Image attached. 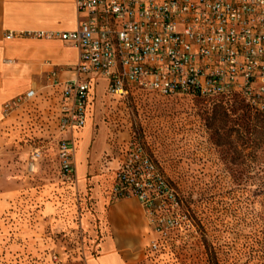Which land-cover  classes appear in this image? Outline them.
I'll return each mask as SVG.
<instances>
[{
	"label": "rangeland",
	"instance_id": "rangeland-1",
	"mask_svg": "<svg viewBox=\"0 0 264 264\" xmlns=\"http://www.w3.org/2000/svg\"><path fill=\"white\" fill-rule=\"evenodd\" d=\"M102 80H94L86 113L88 152L98 141L99 157L87 159L84 193L60 174L59 141L70 135L59 132L56 84L7 113L2 106L0 264H85L121 200L143 211L123 242L126 264H214L215 256L218 264H258L264 113L237 95L165 97L128 86L114 95ZM83 128L74 134V156ZM134 155L161 182L146 190L155 198L149 208L130 194L112 199L116 175Z\"/></svg>",
	"mask_w": 264,
	"mask_h": 264
},
{
	"label": "built area",
	"instance_id": "built-area-1",
	"mask_svg": "<svg viewBox=\"0 0 264 264\" xmlns=\"http://www.w3.org/2000/svg\"><path fill=\"white\" fill-rule=\"evenodd\" d=\"M75 6L76 30L29 33L78 51L76 78L60 84L59 132L70 135L58 145L63 180L75 178L74 134L85 126L98 78L114 95L125 93L126 86L165 97L237 95L264 113V0H75ZM34 96L30 90L3 110ZM134 156L131 168L117 173L112 199L130 194L149 208L155 198L146 190L161 182L147 159ZM157 250L152 243L150 252Z\"/></svg>",
	"mask_w": 264,
	"mask_h": 264
},
{
	"label": "crops",
	"instance_id": "crops-1",
	"mask_svg": "<svg viewBox=\"0 0 264 264\" xmlns=\"http://www.w3.org/2000/svg\"><path fill=\"white\" fill-rule=\"evenodd\" d=\"M78 24L75 0H0V120L6 102L30 90L36 94L49 91L54 83L60 96V84L76 78L72 70L78 61L75 47L59 39H37L29 33L70 32L76 30ZM8 33L14 37L6 39ZM101 82L105 84V80ZM89 125L90 120L83 128L80 150L74 156L78 193L85 192L87 159L99 157L98 141L93 151L88 152ZM142 212V207L132 208L125 200L115 203L107 214L109 231H105L107 235L94 248L96 253L86 258L85 264H126L123 242L132 238Z\"/></svg>",
	"mask_w": 264,
	"mask_h": 264
},
{
	"label": "trees",
	"instance_id": "trees-1",
	"mask_svg": "<svg viewBox=\"0 0 264 264\" xmlns=\"http://www.w3.org/2000/svg\"><path fill=\"white\" fill-rule=\"evenodd\" d=\"M260 126H259V130H260V133L262 135V144L264 146V119L261 118L260 120L257 121ZM264 177V176H263ZM264 194V193H263ZM167 202V201H166ZM264 206V205H263ZM103 235V234H102ZM258 244L260 246V254H258V264H264V223L263 225L261 226V229L259 231V234H258ZM98 239H96L97 241ZM102 240V238L96 242L94 244V246L90 249V255H94L96 253V251L94 250V248L97 246V244ZM214 264H218L217 263V259H216V256L214 257Z\"/></svg>",
	"mask_w": 264,
	"mask_h": 264
}]
</instances>
